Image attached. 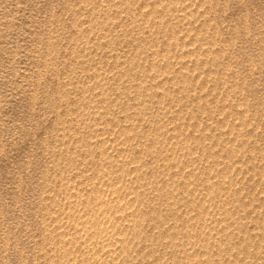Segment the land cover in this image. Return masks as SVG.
Returning a JSON list of instances; mask_svg holds the SVG:
<instances>
[{"label": "rangeland", "instance_id": "374dc122", "mask_svg": "<svg viewBox=\"0 0 264 264\" xmlns=\"http://www.w3.org/2000/svg\"><path fill=\"white\" fill-rule=\"evenodd\" d=\"M0 264H264V0H0Z\"/></svg>", "mask_w": 264, "mask_h": 264}]
</instances>
